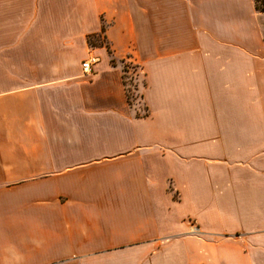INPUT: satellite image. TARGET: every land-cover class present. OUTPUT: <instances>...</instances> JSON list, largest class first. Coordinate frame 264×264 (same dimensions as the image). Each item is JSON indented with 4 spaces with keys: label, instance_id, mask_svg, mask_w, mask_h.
I'll list each match as a JSON object with an SVG mask.
<instances>
[{
    "label": "crops",
    "instance_id": "obj_1",
    "mask_svg": "<svg viewBox=\"0 0 264 264\" xmlns=\"http://www.w3.org/2000/svg\"><path fill=\"white\" fill-rule=\"evenodd\" d=\"M254 15L252 0H0V264H264Z\"/></svg>",
    "mask_w": 264,
    "mask_h": 264
},
{
    "label": "rangeland",
    "instance_id": "obj_2",
    "mask_svg": "<svg viewBox=\"0 0 264 264\" xmlns=\"http://www.w3.org/2000/svg\"><path fill=\"white\" fill-rule=\"evenodd\" d=\"M252 2L254 4V0H252ZM254 24L258 25V30L261 31L262 41L264 42V12H259L255 10ZM121 66L122 68L123 66L126 67V82L128 83V89L130 90V99L133 104L131 108H133L136 113L143 115L144 107L142 106L141 99L139 98V94L137 92H140L142 88V83L144 82L143 75L138 69L134 68V66L131 64L122 63Z\"/></svg>",
    "mask_w": 264,
    "mask_h": 264
},
{
    "label": "trees",
    "instance_id": "obj_3",
    "mask_svg": "<svg viewBox=\"0 0 264 264\" xmlns=\"http://www.w3.org/2000/svg\"><path fill=\"white\" fill-rule=\"evenodd\" d=\"M254 8H255V10L256 11H259V12H264V0H254ZM107 51H108V54H111V52H110V50L109 49H107ZM110 63H111V65H115V61H114V59L113 58H111L110 59ZM134 68H136L137 69V67L136 66H134ZM126 70V67H124L123 66V68H122V71H123V75H122V81H123V86H124V90H125V95H126V99H127V103H128V105L130 106V107H132V101H131V99H130V90L128 89V83L126 82V76H125V71ZM144 86V82L142 83V87ZM135 90H136V88H135ZM138 92V94H139V98L141 99V94H140V92L139 91H137ZM143 112H144V114L143 115H140V114H138V113H136V115L138 116V117H141V116H143V117H145V116H147V110L146 109H143Z\"/></svg>",
    "mask_w": 264,
    "mask_h": 264
},
{
    "label": "built area",
    "instance_id": "obj_4",
    "mask_svg": "<svg viewBox=\"0 0 264 264\" xmlns=\"http://www.w3.org/2000/svg\"><path fill=\"white\" fill-rule=\"evenodd\" d=\"M95 62V58L94 57H90L88 60L84 61L82 64H81V68H82V71L84 73H87L90 71V65L92 63Z\"/></svg>",
    "mask_w": 264,
    "mask_h": 264
}]
</instances>
